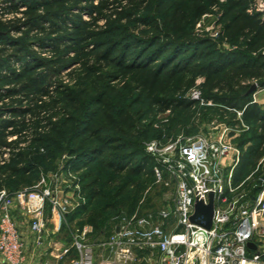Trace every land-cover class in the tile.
<instances>
[{
	"label": "trees",
	"instance_id": "16d2710c",
	"mask_svg": "<svg viewBox=\"0 0 264 264\" xmlns=\"http://www.w3.org/2000/svg\"><path fill=\"white\" fill-rule=\"evenodd\" d=\"M7 1L16 12L21 6L25 8L21 12L22 19L10 21L9 29L17 25L16 33L23 34L24 40L32 37L39 49L53 55V60L47 61L28 52L29 46L24 40L0 36V83L8 87L0 88V160L3 161L5 150H9L8 165L0 175V190H5L4 181L39 171L36 157L44 151L43 144L53 143L58 149L62 148L60 142L64 141L65 131L61 128L70 118L66 117L63 122L56 119L63 113L60 111L63 103L67 108L74 105L72 91L56 84L49 69L58 74L68 66L69 62L60 55L63 48L74 53L80 66L78 87L83 88L82 96L86 94L88 99L94 100L102 111L104 125L113 134L103 136L97 121H79L72 138L76 149L69 151L79 162L86 160L87 163L91 156L104 153L102 149L78 153V149L91 142H98L115 154L121 152L123 147L115 143L135 128L130 114L119 112L115 116L112 113L110 81L115 77H121L127 86L133 84L140 100H148L162 113L191 108L194 103L183 98L184 94L195 86L197 78H203L198 89L206 103L212 101L224 110L241 112L243 121L262 132L256 138L258 143L243 153L240 172L249 169L264 154V106L252 103L251 94L245 96L249 89L246 82L255 81L258 87H264V56L261 54L264 19L263 13L254 10L256 0ZM73 9L78 11L74 13ZM215 9L220 10L218 42L232 46L228 51H207L203 46L211 45V41L190 39L194 27ZM139 23L149 27L157 37L144 42L131 40L133 36L127 28ZM19 24L25 25V31L18 28ZM5 26L0 22V30H6ZM30 32L32 36L28 35ZM160 36L166 40L167 47L158 43ZM154 46L156 49H152ZM186 47L192 51L185 56L182 50ZM132 52H138V57L130 59ZM204 58L211 59L204 65L194 63ZM13 65L18 72L12 71ZM198 132V128L193 130L194 134ZM12 137L15 140L8 141ZM244 145L243 142L238 144L240 148ZM136 155L141 157L135 161L138 171L147 163L152 165L144 145H138L133 153L135 158ZM133 156H114L109 166L119 174L133 163ZM94 192L92 189L93 197Z\"/></svg>",
	"mask_w": 264,
	"mask_h": 264
},
{
	"label": "built area",
	"instance_id": "2783aa9c",
	"mask_svg": "<svg viewBox=\"0 0 264 264\" xmlns=\"http://www.w3.org/2000/svg\"><path fill=\"white\" fill-rule=\"evenodd\" d=\"M254 10L264 19V0H256ZM199 95L194 91L195 99ZM228 130L221 127L212 141L179 135L145 143L155 183L169 181L174 188L167 209L158 213L160 222L142 213L144 196L136 211L115 217L108 239L90 244L91 230H76L72 245L57 257L59 250L45 246V206L49 203L68 227V215L84 204L79 185L62 186L54 175L48 178L51 189L0 190V264H48L42 259L66 256L71 249L75 258L69 264H264V154L243 175V150L231 142ZM8 153L5 150L1 164ZM61 170L72 175L67 165ZM44 182L42 178L41 185ZM211 194L214 214L206 229L190 219L195 204L207 205ZM17 209L28 218L26 225L15 219ZM92 249L98 252L95 258Z\"/></svg>",
	"mask_w": 264,
	"mask_h": 264
},
{
	"label": "rangeland",
	"instance_id": "374dc122",
	"mask_svg": "<svg viewBox=\"0 0 264 264\" xmlns=\"http://www.w3.org/2000/svg\"><path fill=\"white\" fill-rule=\"evenodd\" d=\"M223 2V1H221ZM23 6L19 11L13 10L11 3L7 0H0V22L6 24V30H0V36H7L12 40L21 39L24 40L23 34L15 32V27L9 29V22L14 19H22L21 12L24 11ZM74 13L78 10L73 9ZM220 18V10L215 9L214 13L206 16L200 23H198L191 34L193 40H209L211 45H204L203 49L207 51L219 50L228 51L232 46H227L218 42V33L221 26L218 24ZM84 19H87L84 16ZM102 26L103 23H100ZM18 28L25 31V25H18ZM128 33L133 36L131 40L141 39V41H149L157 35L150 31L149 27L143 23L128 27ZM32 36V32L28 34ZM112 38L111 36H106ZM32 40H24V43H28L27 51L35 54L37 57L44 60H53V55L47 50L39 49L38 45ZM166 40L160 36L159 44L166 45ZM144 47V46H143ZM154 46L152 49H156ZM141 49V48H140ZM136 49L135 51H140ZM170 49V48H167ZM61 56L64 57L66 62H69L68 66L59 70L60 72L51 71V77L53 81L60 85L62 89H70L72 91L71 99L73 104L67 108L63 103L60 108L63 112L60 116H57L56 120L63 122L66 117L70 118V121L61 130L65 131L63 134V140L60 142L61 149L53 143L43 144L44 151L37 155V162H39V171L31 173L26 177L15 176L11 180L4 181L3 185L6 191H12L17 193L24 189H40L53 187V184L49 183V177H57L62 182V186H73L78 184L84 204L78 209L72 211L67 219L69 226L67 227L61 220L57 213H52L49 207V203H46L43 213V219L45 222L44 237L46 238L45 246H49V249L55 247L59 252L56 256H60L61 250L65 247H70L73 242L72 233L76 230H82L87 227L91 230L88 234V242L97 243L108 239L112 235V227L114 219L121 213H132L136 211L139 201L145 196V205L142 208V213L153 217L156 223H159L158 213L167 209L168 203L173 196L174 188L170 185L169 181H165L167 184L158 185L155 182V177L152 171V165L147 163L140 171L135 161L140 160V156H133L136 152L138 145H144L150 141L158 138H175L179 135L183 137L192 136H204L208 139L215 140L220 132L221 127L227 128L228 138L231 139L233 144L238 145L239 142L245 143L241 146L244 152H248L249 147L255 145L256 138L262 135V132L252 126L250 122L242 120L241 115L234 110H224L221 106H218L214 102H205V98L200 94L198 99L194 98V91H199L198 87L203 83V78H197L195 86L187 90L184 94L185 99L193 102L191 108L183 107L176 112L162 113L157 108L150 105L146 99L140 100L139 92L134 89V85L127 86L126 82L121 81V77L113 78L110 83L113 87V92L110 95V106L112 113L116 116L119 112L123 114H130L132 119L135 120V128L126 132L124 137L118 138L115 146L123 147L121 152L115 154L114 151L103 148L98 142H91L84 148L78 149V153H83L88 150H103L102 155L91 156L93 157L89 162L78 161L76 157L70 156L69 151L75 148L72 144L73 134L75 132L76 125L82 119H91L95 122H99L101 133L103 136L113 135L106 127L102 111L94 103V100L88 99V96L84 94L82 96V89L78 87L80 83V66L75 61L76 57L73 52H66L61 49ZM169 51V50H168ZM192 48L186 47L182 52L186 56L190 54ZM138 53V52H137ZM137 53H131L130 59L138 57ZM136 54V55H135ZM211 58L200 59L195 61L196 65H204L210 61ZM27 60V59H26ZM26 62V61H25ZM194 64V65H195ZM12 71L18 72L17 67L13 65ZM108 73V72H107ZM249 89L245 92V96L251 94V102H257L258 105L264 106V87H258V83L255 81H249L245 83ZM253 86H257L256 90L251 93L250 90ZM0 88L7 89L6 85L0 83ZM60 99V96L57 95ZM23 106L25 104H22ZM2 103H0V107ZM26 106V105H25ZM241 113V112H239ZM105 124V125H104ZM198 128L197 134L193 133V130ZM194 134V135H193ZM117 137V136H114ZM15 137H12L8 141H14ZM248 141V142H247ZM76 149V148H75ZM9 155V153H8ZM133 156V163L122 172L115 173L109 166L112 156ZM8 163L1 164L0 161V175L2 170L7 167ZM70 167L71 176H67L64 170H61L63 166ZM241 168H239V171ZM249 169L242 172L243 175L247 173ZM42 178L45 179L44 184L41 185ZM92 189L95 191V196L91 194ZM148 193L146 194V191ZM15 219L22 224L28 223V218L25 213L20 209L15 212ZM95 220V222H93ZM24 230V229H23ZM54 249V248H53ZM52 249V250H53ZM56 249H54L56 251ZM98 252L92 249V257L95 258ZM96 255V256H95ZM75 258V253L71 249L69 254L60 258L45 257L42 261L48 264H69Z\"/></svg>",
	"mask_w": 264,
	"mask_h": 264
},
{
	"label": "water",
	"instance_id": "95a60500",
	"mask_svg": "<svg viewBox=\"0 0 264 264\" xmlns=\"http://www.w3.org/2000/svg\"><path fill=\"white\" fill-rule=\"evenodd\" d=\"M257 86H253L250 90L253 93L256 90ZM214 214V205H213V194L210 195L209 203L207 205L202 202H197L194 207V214L191 216V222L202 226L206 229H209L212 224V218ZM248 248L254 249L255 247L252 244L248 245Z\"/></svg>",
	"mask_w": 264,
	"mask_h": 264
},
{
	"label": "crops",
	"instance_id": "0c3cea01",
	"mask_svg": "<svg viewBox=\"0 0 264 264\" xmlns=\"http://www.w3.org/2000/svg\"><path fill=\"white\" fill-rule=\"evenodd\" d=\"M254 103L258 104L257 102H254ZM260 106H262V105H260Z\"/></svg>",
	"mask_w": 264,
	"mask_h": 264
}]
</instances>
